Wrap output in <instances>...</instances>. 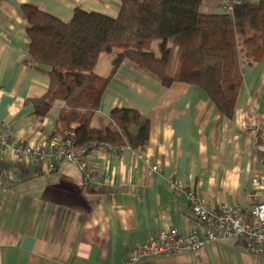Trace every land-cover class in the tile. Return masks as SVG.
Segmentation results:
<instances>
[{"label": "crops", "instance_id": "1", "mask_svg": "<svg viewBox=\"0 0 264 264\" xmlns=\"http://www.w3.org/2000/svg\"><path fill=\"white\" fill-rule=\"evenodd\" d=\"M24 5L67 23L77 9L116 18L120 0H0V127L11 128L15 146L45 147L63 104L56 103L45 116L36 114L49 79L29 62ZM202 11L224 14L213 0H206ZM101 59L97 71L102 67L98 74L107 77L111 58ZM127 108L150 122L146 150L94 149L84 161L96 185L83 184L76 164L61 162L49 172L52 160L39 165L0 149V264H125L135 248L162 231L196 230L203 238L204 227L192 213L187 191L216 208L247 210L253 177L261 172L258 152L264 153V58L243 68L232 118L219 112L201 89L183 83L163 88L124 63L96 116L109 120L113 110ZM257 135L263 138L261 147ZM151 166L159 172L150 175ZM170 182L181 191H173ZM9 183L14 187L7 188ZM137 264H264V259L230 239L197 254Z\"/></svg>", "mask_w": 264, "mask_h": 264}, {"label": "trees", "instance_id": "2", "mask_svg": "<svg viewBox=\"0 0 264 264\" xmlns=\"http://www.w3.org/2000/svg\"><path fill=\"white\" fill-rule=\"evenodd\" d=\"M206 0H120L116 18L77 9L65 23L34 5H24L30 40L29 62L49 79L36 114L60 102L51 140L73 135L75 147L90 154L100 145L145 151L150 122L134 109H115L109 120L96 116L111 79L124 63L157 79L204 91L232 118L243 68L264 58V0L235 7L232 15H207ZM160 42L158 51L150 49ZM111 58L107 77L97 73L100 57ZM263 138L257 135V147ZM262 155V152H258Z\"/></svg>", "mask_w": 264, "mask_h": 264}, {"label": "built area", "instance_id": "3", "mask_svg": "<svg viewBox=\"0 0 264 264\" xmlns=\"http://www.w3.org/2000/svg\"><path fill=\"white\" fill-rule=\"evenodd\" d=\"M226 15H232L235 7L243 4L241 0H213ZM14 137L11 128L7 125L0 127V149L13 150L18 158H27L39 165L52 160L49 164V172L55 171L59 163L68 162L79 166L84 174L85 186L96 185L97 178L91 173L85 158L84 149L75 147L73 135L65 140H53L45 147H22L14 145ZM114 153H121L127 147H112L100 145ZM145 163L148 160L142 155L138 156ZM261 172L254 175L252 191L248 196L249 205L246 211L241 213L237 209L228 206L216 208L200 198L192 191L185 193L190 203L192 213L196 220L204 227V237H200L196 230L182 234L178 230L169 229L162 231L154 239L144 245L135 248L125 264H137L145 259H153L161 256H182L185 254H197L210 244H222L230 239L238 242V247L248 254L264 259V153L259 156ZM159 172L157 166H151L150 175ZM15 184L9 183L7 188H13ZM173 191H181L180 186L170 182Z\"/></svg>", "mask_w": 264, "mask_h": 264}, {"label": "rangeland", "instance_id": "4", "mask_svg": "<svg viewBox=\"0 0 264 264\" xmlns=\"http://www.w3.org/2000/svg\"><path fill=\"white\" fill-rule=\"evenodd\" d=\"M159 45H160V42H154V43H152L151 45H150V49H153V50H155V51H158V48H159ZM106 58H110L106 53H103L102 54V61L101 62H105V60H106ZM103 64V63H102ZM102 66V65H101ZM102 68V67H101ZM99 69L98 71H97V73H102V69ZM101 75V74H100Z\"/></svg>", "mask_w": 264, "mask_h": 264}]
</instances>
